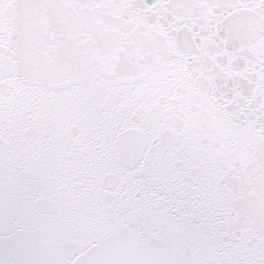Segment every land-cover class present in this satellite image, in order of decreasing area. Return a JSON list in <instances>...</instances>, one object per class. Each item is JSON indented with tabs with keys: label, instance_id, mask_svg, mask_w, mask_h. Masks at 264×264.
Wrapping results in <instances>:
<instances>
[{
	"label": "snow or ice",
	"instance_id": "6c2138e0",
	"mask_svg": "<svg viewBox=\"0 0 264 264\" xmlns=\"http://www.w3.org/2000/svg\"><path fill=\"white\" fill-rule=\"evenodd\" d=\"M0 264H264V0H0Z\"/></svg>",
	"mask_w": 264,
	"mask_h": 264
}]
</instances>
